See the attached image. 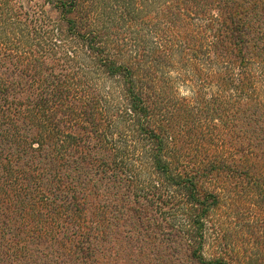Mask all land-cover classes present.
Returning a JSON list of instances; mask_svg holds the SVG:
<instances>
[{
    "label": "trees",
    "instance_id": "1",
    "mask_svg": "<svg viewBox=\"0 0 264 264\" xmlns=\"http://www.w3.org/2000/svg\"><path fill=\"white\" fill-rule=\"evenodd\" d=\"M148 229L264 264V0H0V264Z\"/></svg>",
    "mask_w": 264,
    "mask_h": 264
},
{
    "label": "rangeland",
    "instance_id": "2",
    "mask_svg": "<svg viewBox=\"0 0 264 264\" xmlns=\"http://www.w3.org/2000/svg\"><path fill=\"white\" fill-rule=\"evenodd\" d=\"M32 3H38L39 0H28ZM146 221H144V224ZM149 230V229H148ZM146 230L144 234L143 244L136 237L129 234L119 233L111 240L98 241L97 258L99 264H191L190 260L184 256V250L175 244H171L175 248L177 254L167 255L166 244H159V240H165L167 236L155 230ZM163 247V249H162ZM43 253H49L53 250H43ZM241 257V256H240ZM52 258L50 257L49 260Z\"/></svg>",
    "mask_w": 264,
    "mask_h": 264
}]
</instances>
